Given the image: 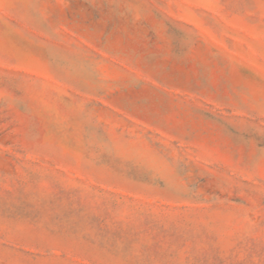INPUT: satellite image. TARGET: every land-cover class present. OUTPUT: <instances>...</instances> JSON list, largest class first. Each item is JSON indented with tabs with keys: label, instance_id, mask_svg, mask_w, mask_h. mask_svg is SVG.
Masks as SVG:
<instances>
[{
	"label": "rangeland",
	"instance_id": "obj_1",
	"mask_svg": "<svg viewBox=\"0 0 264 264\" xmlns=\"http://www.w3.org/2000/svg\"><path fill=\"white\" fill-rule=\"evenodd\" d=\"M0 264H264V0H0Z\"/></svg>",
	"mask_w": 264,
	"mask_h": 264
}]
</instances>
